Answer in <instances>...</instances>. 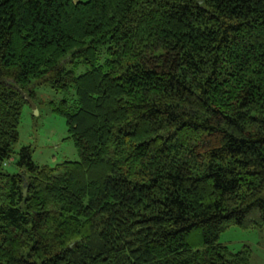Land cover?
<instances>
[{"label": "trees", "instance_id": "1", "mask_svg": "<svg viewBox=\"0 0 264 264\" xmlns=\"http://www.w3.org/2000/svg\"><path fill=\"white\" fill-rule=\"evenodd\" d=\"M41 83L78 160L14 149ZM230 226L264 230V0H0V264H249Z\"/></svg>", "mask_w": 264, "mask_h": 264}, {"label": "rangeland", "instance_id": "2", "mask_svg": "<svg viewBox=\"0 0 264 264\" xmlns=\"http://www.w3.org/2000/svg\"><path fill=\"white\" fill-rule=\"evenodd\" d=\"M34 103L25 102L18 126L15 151L22 146L31 149V158L38 165L53 166L64 160H78L79 154L69 136L65 117L54 109L69 92L54 91L48 83L36 85ZM5 161V170L18 171L13 159ZM218 241L227 250L236 253L247 249L249 264H264V230L260 227L243 228L230 226L222 231Z\"/></svg>", "mask_w": 264, "mask_h": 264}, {"label": "water", "instance_id": "3", "mask_svg": "<svg viewBox=\"0 0 264 264\" xmlns=\"http://www.w3.org/2000/svg\"><path fill=\"white\" fill-rule=\"evenodd\" d=\"M24 192H25V189H24Z\"/></svg>", "mask_w": 264, "mask_h": 264}]
</instances>
